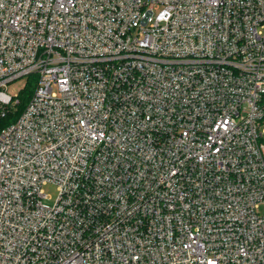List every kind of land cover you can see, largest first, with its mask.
Instances as JSON below:
<instances>
[{
  "label": "built area",
  "instance_id": "2783aa9c",
  "mask_svg": "<svg viewBox=\"0 0 264 264\" xmlns=\"http://www.w3.org/2000/svg\"><path fill=\"white\" fill-rule=\"evenodd\" d=\"M30 75L0 264H264V0H0V103Z\"/></svg>",
  "mask_w": 264,
  "mask_h": 264
},
{
  "label": "trees",
  "instance_id": "16d2710c",
  "mask_svg": "<svg viewBox=\"0 0 264 264\" xmlns=\"http://www.w3.org/2000/svg\"><path fill=\"white\" fill-rule=\"evenodd\" d=\"M36 85V77H27L24 86L18 91L15 99L7 105L0 103V130L14 122L27 106Z\"/></svg>",
  "mask_w": 264,
  "mask_h": 264
},
{
  "label": "rangeland",
  "instance_id": "374dc122",
  "mask_svg": "<svg viewBox=\"0 0 264 264\" xmlns=\"http://www.w3.org/2000/svg\"><path fill=\"white\" fill-rule=\"evenodd\" d=\"M26 82L25 78L18 79L9 84V92L14 95V93H18V91L24 86ZM45 191L51 195V200H48L49 203H53L55 197L57 196V188L56 185L50 184L45 188Z\"/></svg>",
  "mask_w": 264,
  "mask_h": 264
}]
</instances>
